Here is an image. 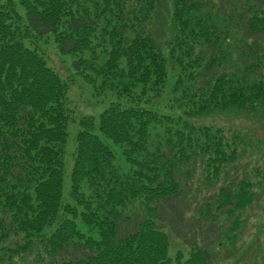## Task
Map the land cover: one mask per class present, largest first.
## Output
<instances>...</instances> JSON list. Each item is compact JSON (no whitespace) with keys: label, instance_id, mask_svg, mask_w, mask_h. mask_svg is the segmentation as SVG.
<instances>
[{"label":"trees","instance_id":"16d2710c","mask_svg":"<svg viewBox=\"0 0 264 264\" xmlns=\"http://www.w3.org/2000/svg\"><path fill=\"white\" fill-rule=\"evenodd\" d=\"M17 1H0V264H239L264 151L195 121L264 117V0ZM49 36L117 92L98 117L75 120L69 86L29 49Z\"/></svg>","mask_w":264,"mask_h":264},{"label":"rangeland","instance_id":"374dc122","mask_svg":"<svg viewBox=\"0 0 264 264\" xmlns=\"http://www.w3.org/2000/svg\"><path fill=\"white\" fill-rule=\"evenodd\" d=\"M3 4L9 3L10 0H0ZM15 4V8L18 12H22L17 0H11ZM33 42L28 40L27 44L30 50L37 52L48 67L53 69L60 78L69 86L68 96L71 102L75 120L79 119L83 115H91L98 117L111 103L117 100V92L108 87L103 89L101 87V80L97 79L92 72H86L84 74H77L72 67L73 57L61 56L57 51L55 44V38L52 36L36 39L32 38ZM100 53V50H98ZM84 59L89 58V54L83 56ZM102 63V59H100ZM93 78V81H92ZM103 89V90H101ZM167 104H164V107ZM173 113H179L174 110ZM195 124L199 126H212V127H224L226 130L236 129L244 133L250 140L252 147L260 148L264 151V117L249 116L244 117L242 115L228 118L226 116L216 115L206 119H199L195 121ZM77 131V124H72L70 128V137L68 147L66 151V161L68 162V175L65 181V193H68L70 187V171L73 160V150L75 148L74 136ZM240 162H243L242 160ZM244 163V162H243ZM247 163V162H246ZM244 164L238 165L239 170ZM261 165H264V158L260 161ZM236 177L232 174V179ZM224 185V184H220ZM257 203L247 210L244 215L245 224L236 232V243L234 246L236 249L233 251V255L241 256L245 251L243 259L238 260L239 264H252V262L264 264L263 258L259 253V249L264 247V193L260 194ZM198 205L193 204L192 214L195 216L198 212ZM222 231H225L223 227ZM171 244L169 247V256L176 261L181 255L183 262L191 257V252L184 248L178 241H173L171 238ZM252 250H249L250 247ZM227 248V247H224ZM228 249V248H227ZM255 254V255H254ZM264 257V254H263ZM23 264H32L30 260L23 262ZM221 264H232L229 262H222Z\"/></svg>","mask_w":264,"mask_h":264}]
</instances>
